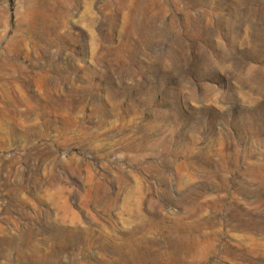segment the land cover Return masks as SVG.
<instances>
[{"label": "rangeland", "instance_id": "374dc122", "mask_svg": "<svg viewBox=\"0 0 264 264\" xmlns=\"http://www.w3.org/2000/svg\"><path fill=\"white\" fill-rule=\"evenodd\" d=\"M0 264H264V0H0Z\"/></svg>", "mask_w": 264, "mask_h": 264}]
</instances>
